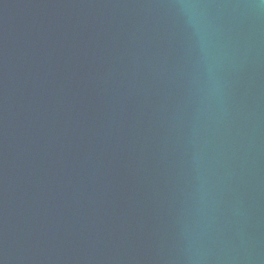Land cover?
Listing matches in <instances>:
<instances>
[{
  "label": "water",
  "instance_id": "water-1",
  "mask_svg": "<svg viewBox=\"0 0 264 264\" xmlns=\"http://www.w3.org/2000/svg\"><path fill=\"white\" fill-rule=\"evenodd\" d=\"M0 264H264V0H0Z\"/></svg>",
  "mask_w": 264,
  "mask_h": 264
}]
</instances>
